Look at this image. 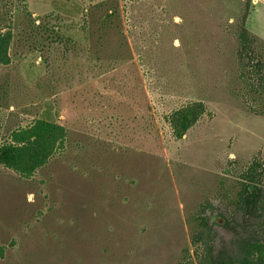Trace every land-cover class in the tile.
I'll return each mask as SVG.
<instances>
[{
  "label": "rangeland",
  "instance_id": "rangeland-1",
  "mask_svg": "<svg viewBox=\"0 0 264 264\" xmlns=\"http://www.w3.org/2000/svg\"><path fill=\"white\" fill-rule=\"evenodd\" d=\"M90 1L27 0L16 13L0 144L38 119L67 138L31 178L0 166V264H180L202 206L212 224L238 170L264 165V118L238 97L244 0H118L120 35L101 66L82 41ZM249 1L247 26L264 40V0ZM121 40L128 52L115 60ZM191 101L208 114L175 140L165 116ZM236 231L211 225L214 254L233 252L248 233Z\"/></svg>",
  "mask_w": 264,
  "mask_h": 264
},
{
  "label": "trees",
  "instance_id": "trees-1",
  "mask_svg": "<svg viewBox=\"0 0 264 264\" xmlns=\"http://www.w3.org/2000/svg\"><path fill=\"white\" fill-rule=\"evenodd\" d=\"M26 2L0 0V67L9 64L8 50L16 13L24 8ZM78 11L84 34L82 41L94 42L92 55L95 63L101 66L99 61L110 51L104 44L106 39L117 31L120 35L118 0H93L80 6ZM249 15L250 1L244 0L233 25L238 97L243 109L264 118V40L249 30ZM122 41L110 53L115 60L128 52ZM207 114L203 102L191 101L174 108L165 116V121L172 137L181 140ZM66 138L64 126L46 119L35 120L27 127L11 131L8 140L0 144V166L20 177L31 178L63 148ZM223 198L228 212L218 216L214 222L235 233L237 228H246L247 235L237 239L232 253L214 254L211 237L214 222L211 224V217L206 215L211 209L207 203L194 220L192 253L185 249L180 264H264V165L261 158H254L238 170L235 185L224 191Z\"/></svg>",
  "mask_w": 264,
  "mask_h": 264
}]
</instances>
